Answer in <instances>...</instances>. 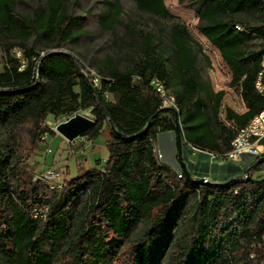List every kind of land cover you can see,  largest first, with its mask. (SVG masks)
Masks as SVG:
<instances>
[{"label":"trees","instance_id":"1","mask_svg":"<svg viewBox=\"0 0 264 264\" xmlns=\"http://www.w3.org/2000/svg\"><path fill=\"white\" fill-rule=\"evenodd\" d=\"M17 1L0 0V125L11 135V143L0 140V264H264V177L247 178V168L264 153L244 167L224 163L210 169L203 163L197 174L193 164L187 166L194 178L223 168L211 182L179 177L157 152L158 135L176 129L175 111L162 106L151 85L158 78L176 97L184 161V146L228 151L234 126L264 107L254 85L264 52L256 38L264 36V23L236 21H264V0L196 1L197 29L219 50L230 84L240 87L243 112L225 105L226 91H216L205 77L211 60L184 23L174 21L158 33L138 29L128 63H96L103 77L97 87L84 65L62 49L85 34V17L70 13L64 0H47L31 14L18 11ZM133 1L144 13L174 19L164 0ZM104 4L99 25L114 33L125 26L122 3ZM33 37L44 41L41 48ZM14 48L23 50L24 69ZM79 109L91 110L96 124L86 134L104 135L108 156L101 168L81 166L50 189L16 160L18 136L27 130L37 147L43 134L55 135L46 124L49 115ZM84 196L75 218L73 204ZM190 196L195 199L186 214ZM45 208V216H34ZM142 222L140 236L128 242Z\"/></svg>","mask_w":264,"mask_h":264},{"label":"rangeland","instance_id":"2","mask_svg":"<svg viewBox=\"0 0 264 264\" xmlns=\"http://www.w3.org/2000/svg\"><path fill=\"white\" fill-rule=\"evenodd\" d=\"M105 0H64V5L67 10L74 15H83L85 17V34L79 37L75 42H66L62 48L65 51L71 52L73 56L80 61L85 67V71L94 70L98 73L96 63L99 61L111 58L116 60L122 59L123 64L129 61V52L131 47L136 43L134 35L138 29L145 31L159 32V29L172 22L184 23L192 36L202 45L203 53L211 60V65L205 67L204 75L212 83L214 89L225 90L226 95L224 104L229 105L238 112L246 110V105L241 95V89L238 86H232L231 71L225 64L221 54L208 39L199 33L197 25L200 23L199 15L195 8L197 0H164L174 19L167 20L161 17L152 16L142 12L133 0H118L122 3L123 13L122 20L125 26L118 27L116 32H110L102 29L99 25L98 15L105 9ZM115 1V0H112ZM47 0H18L17 9L24 14H31L35 8L44 7ZM236 21L241 22H261L253 18H245L239 16ZM32 43H35L39 48L44 41L38 37H33ZM201 61L203 59L201 58ZM4 53L0 47V71L3 70ZM78 89V87H77ZM110 100H115V96L110 93L105 94ZM77 112L94 118L90 109H79L72 114L62 113L58 115L51 114L46 120V124L50 129L55 131V135L45 133L42 136V141H39L38 146L34 147L27 130L22 131L18 136V145L15 147L16 160L25 167V169L33 175L34 181H42L50 189L51 185L65 184L68 179L76 175L81 166L101 168L105 159L108 156V149L105 144V136L100 135L96 139H92L87 134L76 138L69 142L58 131L57 126L68 121ZM10 132L7 126L0 125V140L5 144L11 143ZM185 159L187 147H183ZM157 152L162 156L159 159L170 165L177 173L181 172V167L178 160V145L175 131L161 133L157 138ZM249 159L252 157L247 156ZM215 160V159H214ZM216 161V160H215ZM231 163L232 162H228ZM248 162H244L243 166ZM217 165V164H213ZM239 165V164H235ZM201 164V168H202ZM213 169L214 166L211 165ZM218 174L225 172L223 168H217ZM225 169V168H224ZM203 171V170H202ZM61 173L62 177L51 178V173ZM211 175H206L210 180ZM250 174L254 178L264 177V163L260 169H252ZM222 175V174H220ZM219 175V176H220ZM194 197L190 196L186 208V214L192 211ZM85 204V196L73 204L74 217L78 218L81 215ZM182 222V221H181ZM144 228V222L134 228L126 237L127 241H132L138 238Z\"/></svg>","mask_w":264,"mask_h":264},{"label":"built area","instance_id":"3","mask_svg":"<svg viewBox=\"0 0 264 264\" xmlns=\"http://www.w3.org/2000/svg\"><path fill=\"white\" fill-rule=\"evenodd\" d=\"M235 28L239 31L243 30V25L237 23ZM256 41L259 43L258 47L264 50V36L257 37ZM44 53V52H43ZM13 54L20 59V69H24L26 66V61L23 55V50L21 48H14ZM93 84L97 87L101 86L102 75L97 73L94 70L89 72ZM151 85L154 88L155 92L161 97L162 106L166 108L173 109L176 113H179L178 104L176 101L175 95L167 88L165 83L158 78H154L151 81ZM255 89L256 91L264 97V52L262 53L260 68L255 78ZM108 94V93H107ZM179 119V117H178ZM235 128V136L231 141V147L225 153H213L208 151H203L197 149L194 146L189 145V147L194 151H200L206 153L215 159L218 163L224 162H233L236 164H241L244 162L247 156L256 158L261 156L264 153V107L262 110L256 114L253 118H251L246 124L242 126H234ZM162 155L159 154V157ZM179 177L183 176V172L178 173ZM61 173H51L52 180L56 178H61ZM207 178V177H206ZM63 184H55L51 185L53 188H60ZM47 208L43 210L35 211V217H43L46 215Z\"/></svg>","mask_w":264,"mask_h":264},{"label":"water","instance_id":"4","mask_svg":"<svg viewBox=\"0 0 264 264\" xmlns=\"http://www.w3.org/2000/svg\"><path fill=\"white\" fill-rule=\"evenodd\" d=\"M68 53L67 51H64ZM72 57L73 55L70 54ZM98 98V96H97ZM176 129L175 133L177 136V143H178V160L181 167V170L186 176V179L189 181H193L196 183H204V182H211L208 178L202 177V178H194L190 172V170L187 167L186 162L183 160V154H182V132L178 123V117L179 113H176ZM96 124V120L93 118H90L86 115H83L79 112H77L73 117H71L68 121L63 122L57 126V131L69 142L74 141L76 138L83 136L84 134L88 133ZM264 157H259L253 164H251L247 168V178H249L250 171L254 169L258 164H260L263 161ZM235 180V179H234ZM221 184H228L221 183Z\"/></svg>","mask_w":264,"mask_h":264},{"label":"crops","instance_id":"5","mask_svg":"<svg viewBox=\"0 0 264 264\" xmlns=\"http://www.w3.org/2000/svg\"><path fill=\"white\" fill-rule=\"evenodd\" d=\"M187 151H191V154H187V158L185 159V161H186V164H187V166L188 165H190V164H193L194 165V167H192V169H193V171L195 172V173H202L203 171L201 170V164H203V163H208L209 165H210V169H212L211 168V165L212 166H214L213 164H218V165H222V164H224V163H228V162H224V163H218L217 161H215L214 159H212V157L210 156V155H208V154H206V153H201L200 151H194V150H192L189 146L187 147ZM253 159H255V158H253L252 157V159H249L248 157H246L245 158V160H244V162L247 160V161H250V160H253ZM243 162V163H244ZM199 163V167H195V165L196 164H198ZM243 163H241V164H239V166H241V167H244L243 166ZM232 164H236V163H233L232 162ZM213 171V170H212ZM218 172H219V170L218 171H216L215 173L214 172H211L212 173V178L214 177L213 175H220V174H218ZM204 174H206V175H211V174H209V173H204ZM222 175L224 174V173H221ZM226 174V173H225ZM204 177H207V176H204ZM211 178V179H212Z\"/></svg>","mask_w":264,"mask_h":264}]
</instances>
